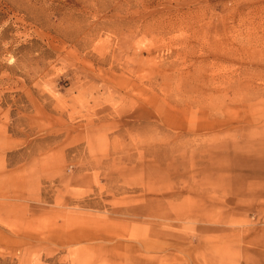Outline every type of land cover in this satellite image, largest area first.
Listing matches in <instances>:
<instances>
[{
  "label": "rangeland",
  "instance_id": "obj_1",
  "mask_svg": "<svg viewBox=\"0 0 264 264\" xmlns=\"http://www.w3.org/2000/svg\"><path fill=\"white\" fill-rule=\"evenodd\" d=\"M0 264H264V0H0Z\"/></svg>",
  "mask_w": 264,
  "mask_h": 264
}]
</instances>
